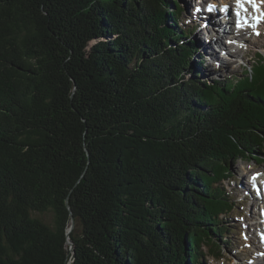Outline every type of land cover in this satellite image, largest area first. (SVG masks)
<instances>
[{"label": "trees", "instance_id": "16d2710c", "mask_svg": "<svg viewBox=\"0 0 264 264\" xmlns=\"http://www.w3.org/2000/svg\"><path fill=\"white\" fill-rule=\"evenodd\" d=\"M183 10L0 0V264L223 258L231 162L264 165V49L199 82Z\"/></svg>", "mask_w": 264, "mask_h": 264}, {"label": "rangeland", "instance_id": "374dc122", "mask_svg": "<svg viewBox=\"0 0 264 264\" xmlns=\"http://www.w3.org/2000/svg\"><path fill=\"white\" fill-rule=\"evenodd\" d=\"M171 2H177L179 7H182L183 15L180 19L181 25L179 27L184 30L188 29L187 24H189L188 19H191L196 7L199 6L200 3H203L201 6V10H205L206 5L212 4L215 6V14L216 16H211L207 19L215 20V23L218 22L220 17L219 12L222 13V8L220 3H211V0H170ZM189 2V3H187ZM216 2V1H215ZM187 4V5H186ZM189 6L185 8L184 6ZM227 5V4H226ZM230 6V4H229ZM195 7V9H194ZM169 9H172V6H168ZM192 8V10H191ZM229 14H233L235 8L232 6ZM264 9V8H263ZM194 10V11H193ZM170 11V10H169ZM200 13H195V15H199ZM194 24L196 25L189 26L193 28L192 38L196 42V50L195 52H199L201 47H206L207 49L214 50V44L216 41H219L221 46L224 47L226 51H238L236 55H227L222 52V54H217L218 57L216 62L208 59L206 63L204 62L203 70L198 69L197 71L200 73L197 75L199 82H210L213 81H222L225 82L227 78L230 77H239L242 74L244 67L250 68L251 60L257 59L256 53L263 52L264 49V23L260 27V36L256 37L251 35L249 38L251 41L243 42L245 43L244 49L236 48V43L232 44L229 39H227L228 35L226 33L227 30H222L220 27H215V29L210 28L209 26H203L204 29L200 30L201 23L197 17L192 18ZM233 22L235 23L234 17ZM227 35V37H226ZM244 34L241 37H246ZM188 42V40L183 41V43ZM208 42H211L212 46L208 45ZM94 44V42L90 43L89 48ZM232 44V45H231ZM196 56V53L193 54ZM195 56L190 59V66L193 62H195ZM223 61V62H222ZM217 63V65H216ZM224 63V64H222ZM222 64V67H221ZM217 66V67H215ZM196 71V72H197ZM192 76H185L186 79H190ZM254 168V171H250ZM231 173H232V181L227 182L225 188L228 190L229 195L234 199L237 204L238 209L232 213V215L228 218V225L232 227L233 232L230 234L229 238V247L225 250L224 256L221 260L216 261L213 259H209L205 264H264V259L261 258V255L264 254V251H259V240H258V232L261 229L259 225V220L261 218V213L264 210V200H260L264 195L263 191L261 192V197H257V193L254 191L255 186L251 185L252 175L259 177V172L264 174V165L256 166L255 163L249 161L248 159L240 158L236 161L231 162ZM250 172V175L245 177L246 173ZM259 179V188L261 189V180L263 177ZM261 214V215H260ZM34 217L40 218L43 222L47 224L52 223V214H38L35 213ZM230 227V228H231ZM263 252V253H261Z\"/></svg>", "mask_w": 264, "mask_h": 264}, {"label": "bare ground", "instance_id": "6f19581e", "mask_svg": "<svg viewBox=\"0 0 264 264\" xmlns=\"http://www.w3.org/2000/svg\"><path fill=\"white\" fill-rule=\"evenodd\" d=\"M209 1V0H208ZM216 1V2H215ZM230 3V5L231 6H234V8H235V10H234V14L236 15V17H235V21L237 20V19H239V20H243V16L242 15H240V16H238L237 15V13H238V10L241 8V7H237V0H211V3H220V6H221V8L225 5V4H229L228 2ZM187 3H189V2H187ZM260 3L261 4H264V0H260ZM187 5V4H186ZM184 6L185 8H188L189 6ZM189 10H190V8H188ZM194 9H195V7H194ZM191 10H192V8H191ZM194 11V10H193ZM229 11H231V8H229L228 10H227V12H228V14L227 15H224L221 19H218V22H216L215 23V20H213V19H204L203 20V23H201V27L200 28H202V26H209L210 28H214L215 29V27H221V26H223L224 24H228L229 23V20H230V18L233 16V14L231 15V14H229ZM197 13H200V12H197ZM199 15H201V14H199ZM196 17H197V15H195ZM204 29V28H203ZM202 30V29H201ZM256 33H258V32H256ZM227 37V36H226ZM246 40H248V41H251V39L249 38V37H244ZM214 45V50H210V49H207L206 47H201L200 49H199V54H201L202 56H203V58H204V60H205V63H206V60L208 59L209 61H211V60H213V61H217V60H215V58L217 59V57H218V55L217 54H222V52H224L225 50H227V49H225L224 47H222L221 46V44H220V42L219 41H216V43H213ZM208 45H210V46H212V44H208ZM197 46V45H196ZM238 52V51H237ZM237 52L236 51H226V52H224V53H226L227 55H232V56H234V55H236L237 54ZM223 62V61H222ZM207 64V63H206ZM222 64H224V63H222ZM222 64H221V67H222ZM216 65H217V63H216ZM215 67H217V66H215ZM223 68V67H222ZM264 181V180H263ZM263 187H264V183H263ZM262 199L264 200V195L262 196ZM259 251H262L261 249H259Z\"/></svg>", "mask_w": 264, "mask_h": 264}, {"label": "snow or ice", "instance_id": "6c2138e0", "mask_svg": "<svg viewBox=\"0 0 264 264\" xmlns=\"http://www.w3.org/2000/svg\"><path fill=\"white\" fill-rule=\"evenodd\" d=\"M248 3H251L253 5V7L255 8L256 5V0H247ZM243 6V0H237V7H242ZM209 10H211V6L209 8ZM237 15L239 16V13H237ZM239 26V24H238ZM253 179H255V177H253Z\"/></svg>", "mask_w": 264, "mask_h": 264}, {"label": "water", "instance_id": "95a60500", "mask_svg": "<svg viewBox=\"0 0 264 264\" xmlns=\"http://www.w3.org/2000/svg\"><path fill=\"white\" fill-rule=\"evenodd\" d=\"M188 80V79H187ZM68 210H69V208H68ZM70 212V211H69ZM74 228V220H73V217L71 216V214H70V226L68 227V229H67V234H69L71 231H72V229ZM68 245L70 246V247H72V243L71 242H69L68 241Z\"/></svg>", "mask_w": 264, "mask_h": 264}]
</instances>
